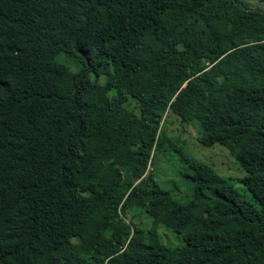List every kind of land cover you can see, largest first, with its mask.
<instances>
[{
	"label": "trees",
	"instance_id": "obj_1",
	"mask_svg": "<svg viewBox=\"0 0 264 264\" xmlns=\"http://www.w3.org/2000/svg\"><path fill=\"white\" fill-rule=\"evenodd\" d=\"M170 112L232 152L252 200L183 153L190 201L154 180ZM0 264H264V9L0 0Z\"/></svg>",
	"mask_w": 264,
	"mask_h": 264
},
{
	"label": "rangeland",
	"instance_id": "obj_2",
	"mask_svg": "<svg viewBox=\"0 0 264 264\" xmlns=\"http://www.w3.org/2000/svg\"><path fill=\"white\" fill-rule=\"evenodd\" d=\"M252 7L264 9L263 0H243ZM59 60L68 64L72 70L78 71L79 66L73 63L74 59L62 54ZM105 80L104 76L102 77ZM101 79V81H103ZM130 108L138 112V104L129 96ZM164 132L173 141L166 144L155 153L150 166L154 180L164 189L169 190L181 203H187L194 196L195 182L186 173L192 169L183 160V154L189 158L197 159L211 165L214 170L224 178L229 179L235 188L252 200V194L247 190L242 179L246 176L245 169L241 166L232 152L225 146L218 144L201 123L192 116L188 122H183L174 112L167 114L162 121ZM183 153V154H182ZM131 217V219H129ZM134 220L146 229L155 228L154 218L144 210L133 208L127 221ZM162 240L170 246L183 244L180 235L176 234L163 224L157 226Z\"/></svg>",
	"mask_w": 264,
	"mask_h": 264
}]
</instances>
